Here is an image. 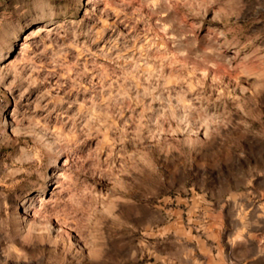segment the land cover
Wrapping results in <instances>:
<instances>
[{
  "label": "rangeland",
  "instance_id": "rangeland-1",
  "mask_svg": "<svg viewBox=\"0 0 264 264\" xmlns=\"http://www.w3.org/2000/svg\"><path fill=\"white\" fill-rule=\"evenodd\" d=\"M0 264H264V0H0Z\"/></svg>",
  "mask_w": 264,
  "mask_h": 264
},
{
  "label": "bare ground",
  "instance_id": "bare-ground-1",
  "mask_svg": "<svg viewBox=\"0 0 264 264\" xmlns=\"http://www.w3.org/2000/svg\"><path fill=\"white\" fill-rule=\"evenodd\" d=\"M44 27V26H43ZM39 30H40V28H39ZM42 31H47V30H45V29H42Z\"/></svg>",
  "mask_w": 264,
  "mask_h": 264
}]
</instances>
